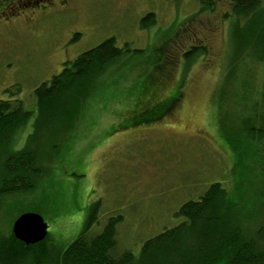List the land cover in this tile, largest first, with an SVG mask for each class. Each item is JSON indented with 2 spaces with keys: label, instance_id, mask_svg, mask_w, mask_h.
<instances>
[{
  "label": "rangeland",
  "instance_id": "rangeland-1",
  "mask_svg": "<svg viewBox=\"0 0 264 264\" xmlns=\"http://www.w3.org/2000/svg\"><path fill=\"white\" fill-rule=\"evenodd\" d=\"M214 1L212 11H201L194 0H78L72 14L47 15L33 23L30 33L29 22L39 9L23 7L20 33L0 39V101H19L32 114L0 144L7 142V152L29 145L42 176L31 193L7 199L0 212V241L18 215L37 214L49 235L47 256L38 261L52 264L49 255L77 237L91 204L100 201L90 233L98 234L110 217H121L116 252L138 255L144 242L179 223L175 213L184 202L197 200L215 182L237 183L241 225L252 229L264 220V176L243 136L255 90L264 91V64L252 54L232 58V0ZM6 3L1 0L0 8ZM147 14L155 15L156 24L141 29ZM80 30L82 38L64 46L68 33ZM108 38L119 48L128 44L142 53L126 55L95 78L73 127L57 134L39 119L34 90L67 61ZM199 41L207 44V55L186 65L183 54ZM152 76H160L149 84L155 102L179 101L165 118L130 127V113L147 115L142 98L137 106L138 94ZM222 86L229 94L220 102ZM260 104L264 110L262 99ZM229 140L243 144L239 156L245 167L236 177H230ZM7 152L1 151L0 158ZM32 258L25 261L31 264Z\"/></svg>",
  "mask_w": 264,
  "mask_h": 264
},
{
  "label": "trees",
  "instance_id": "trees-1",
  "mask_svg": "<svg viewBox=\"0 0 264 264\" xmlns=\"http://www.w3.org/2000/svg\"><path fill=\"white\" fill-rule=\"evenodd\" d=\"M194 1L201 11H212L215 7L214 0ZM231 15L234 18L230 25L232 58L239 55L246 58L252 54L258 63L264 64L262 0H232ZM155 24V15L147 14L140 20L139 26L147 29ZM191 45L195 47L183 54L186 65L208 53L204 42ZM141 53L142 50L131 49L128 44L119 48L114 38H108L74 60L67 61L58 75L34 90L42 124L51 127L52 131L57 129V134L60 130L66 131L73 127V118L88 101L96 83L95 78L105 75L110 67L127 59L126 55ZM161 72L160 76L166 71ZM160 76L148 78L144 90L138 94L137 106L142 103L147 115L134 117V113H130V127L159 121L177 105L179 97L154 101L149 84L154 81L157 83ZM222 90L223 86L218 94L220 102L226 100L229 94L227 89ZM261 99L264 101V91L260 87L255 90L252 119L247 118L243 123V136L248 141L246 145L253 149L260 165L259 172L264 176V151L260 150H264V110L261 109ZM31 114L19 101H0V142L2 138L10 137L18 126L25 125ZM229 143L234 154L230 177H236L238 170L240 173L245 167L244 160H240L239 156L243 144L230 140ZM6 147V141L0 144V153L7 152ZM19 148L17 145L15 151H8L0 158V212L9 204L7 199L10 197L31 193L42 176L37 156L29 149V145ZM237 194V183L232 182L226 187L218 182L210 184L197 200H188L180 206L175 213L180 219L178 224L165 228L144 242L138 255L129 251L116 252V226L121 217H110L98 234L90 233L97 222L101 205L100 201L94 202L89 208L83 230L66 246L51 253L49 258L52 259L49 260L52 264H264V220L252 229L241 225L236 206ZM48 237L47 234L42 242L25 246L14 238L9 229L5 239L0 241V264H28L26 257H33L31 264H40L38 260L47 256L45 243Z\"/></svg>",
  "mask_w": 264,
  "mask_h": 264
},
{
  "label": "flooded vegetation",
  "instance_id": "flooded-vegetation-1",
  "mask_svg": "<svg viewBox=\"0 0 264 264\" xmlns=\"http://www.w3.org/2000/svg\"><path fill=\"white\" fill-rule=\"evenodd\" d=\"M1 1V0H0ZM3 1V0H2ZM7 1L5 5L0 8V39L3 38L8 32L20 33L22 28L19 25V19L21 17V12H24V6L28 4H34L39 11L36 12L34 18L29 22L28 28L29 32L32 30L33 23L41 20L47 15H52L55 13H60L63 15L72 14L75 9V4L78 0H4ZM20 15V17H18ZM22 16H24L22 14ZM32 23V25H31ZM38 23V22H37ZM33 27V28H32ZM33 31V30H32ZM26 32V33H27ZM28 33V34H29ZM85 32L80 31H70L68 33L64 46L70 43L74 44L79 41ZM63 52H65V47H62Z\"/></svg>",
  "mask_w": 264,
  "mask_h": 264
},
{
  "label": "water",
  "instance_id": "water-1",
  "mask_svg": "<svg viewBox=\"0 0 264 264\" xmlns=\"http://www.w3.org/2000/svg\"><path fill=\"white\" fill-rule=\"evenodd\" d=\"M11 231L17 241L25 246H30L38 244L46 238L48 227L41 216L23 213L16 217Z\"/></svg>",
  "mask_w": 264,
  "mask_h": 264
}]
</instances>
